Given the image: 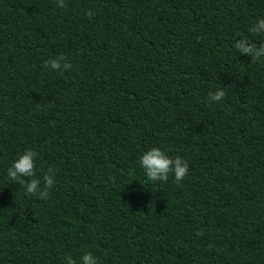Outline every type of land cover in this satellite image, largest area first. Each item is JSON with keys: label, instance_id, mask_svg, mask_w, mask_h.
<instances>
[{"label": "trees", "instance_id": "obj_1", "mask_svg": "<svg viewBox=\"0 0 264 264\" xmlns=\"http://www.w3.org/2000/svg\"><path fill=\"white\" fill-rule=\"evenodd\" d=\"M66 3L0 0V264H264V63L235 48L264 0ZM28 148L47 200L7 174Z\"/></svg>", "mask_w": 264, "mask_h": 264}, {"label": "clouds", "instance_id": "obj_2", "mask_svg": "<svg viewBox=\"0 0 264 264\" xmlns=\"http://www.w3.org/2000/svg\"><path fill=\"white\" fill-rule=\"evenodd\" d=\"M55 4L59 8H66V0H55ZM89 17L93 15L91 11L87 13ZM253 34H264V17L259 18L249 29ZM235 48L239 54H247L252 57L251 62L264 63V43L259 47L250 42L247 37L238 39ZM45 66L52 71H68L71 64L67 62L65 56L60 55L45 61ZM227 95L225 89H218L209 93L210 102H219ZM39 153L35 149L28 148L21 154L8 168V176L12 182L19 183L26 188L29 195L36 196L40 200L49 199V190L55 184V177L58 169L49 167L43 175V186L41 180L36 178V167ZM140 166L145 170L148 180L153 182H167L169 174H174L177 184L183 181L188 175L189 165L180 156L172 157L159 147H153L147 150L139 159ZM28 178V179H26ZM66 264H76L71 257H66ZM81 264H99V259L91 251L84 253L81 257Z\"/></svg>", "mask_w": 264, "mask_h": 264}]
</instances>
